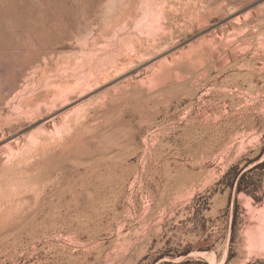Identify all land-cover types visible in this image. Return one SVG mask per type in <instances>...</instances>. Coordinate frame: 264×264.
I'll list each match as a JSON object with an SVG mask.
<instances>
[{
	"label": "rangeland",
	"instance_id": "374dc122",
	"mask_svg": "<svg viewBox=\"0 0 264 264\" xmlns=\"http://www.w3.org/2000/svg\"><path fill=\"white\" fill-rule=\"evenodd\" d=\"M0 264H264V0H0Z\"/></svg>",
	"mask_w": 264,
	"mask_h": 264
}]
</instances>
